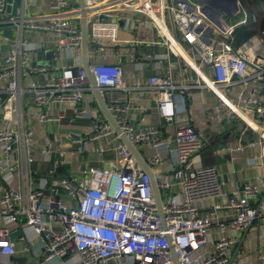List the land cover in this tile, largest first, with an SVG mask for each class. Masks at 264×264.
Here are the masks:
<instances>
[{
  "label": "built area",
  "instance_id": "obj_1",
  "mask_svg": "<svg viewBox=\"0 0 264 264\" xmlns=\"http://www.w3.org/2000/svg\"><path fill=\"white\" fill-rule=\"evenodd\" d=\"M84 1L85 10L74 0H55L48 12L19 18L10 12L13 0H0V23L16 24L19 30L15 39L0 36V257L17 254L11 236L21 228V239L31 229L40 243L35 264H72L69 256L74 255L79 258L74 264H264V254L255 261L236 260L233 251L240 233L264 217V31L237 45L230 8L211 7L213 21L204 11L209 0ZM83 11L98 53L90 63L98 88L121 131L144 147L140 151L151 172L92 109L94 88L79 60ZM129 12L147 20L120 15ZM146 22L162 38L151 44H169L193 70L189 82L177 83L170 68L151 75L145 86L130 85L122 65L109 60V44H135L122 40L121 28ZM31 31L52 33L70 63L57 70L31 66L27 55L36 47L25 38ZM216 32L226 39L216 42ZM143 88L155 93L161 118L176 123L173 134H163L155 124L138 126L128 115L129 104L117 93H143ZM192 88L207 89L217 98L209 111L219 127L240 123L238 142L221 144L232 163L239 153L254 150L247 163L260 173L253 180L230 190L218 166L205 164L210 140L193 123L198 114L186 113L185 94ZM77 119L91 120L86 132L50 131L53 138L36 137L35 122L61 126ZM110 152L114 157L107 161ZM88 156L102 165H92ZM66 164L78 165L79 171L59 173Z\"/></svg>",
  "mask_w": 264,
  "mask_h": 264
},
{
  "label": "crops",
  "instance_id": "obj_2",
  "mask_svg": "<svg viewBox=\"0 0 264 264\" xmlns=\"http://www.w3.org/2000/svg\"><path fill=\"white\" fill-rule=\"evenodd\" d=\"M55 0H24L23 6L18 8L17 14L13 15L12 7L10 6V12L13 16L21 17V13H24L25 17L36 16L39 14H44L50 10L51 4ZM74 5L80 7L79 0H74ZM123 17L131 16L141 19H146L144 16L136 13H122L120 14ZM247 18V17H246ZM107 20L110 18L106 17ZM147 20V19H146ZM242 22V21H241ZM238 23L237 25L241 24ZM81 23V20H80ZM120 25H124V22H120ZM19 33L18 27L16 24H2L0 23V36H8L10 39L17 38ZM120 37L122 40L134 41L135 44L118 42L117 44H109L107 46V51L111 52L110 61L120 63L124 69L125 78L130 85L140 84L145 86L148 84L149 77L153 74H163L170 70L177 83L183 84L184 82H189L190 78L193 77L194 72L190 69L183 60L176 54L169 44H156L152 45L154 41H158L161 36L158 33L157 28L154 24L146 22L144 25H137L134 28L126 29L124 27L120 30ZM25 38L32 41L36 48L30 50L27 55L28 63L32 65L50 64L53 68L60 69L67 62L68 57L67 53L64 50L58 48L56 39L54 35L46 31H31L25 33ZM38 44H43V46H37ZM178 49L185 55L187 60L189 59L187 54L182 50L180 46ZM57 51L60 53V62L56 63H47L49 60L55 61L58 58ZM42 53V54H40ZM149 53L157 54L158 57L150 58L147 55ZM96 44L90 40L89 42V64L92 63L96 57ZM162 54H165L166 57H161ZM3 55L0 53V59ZM43 58L44 62L41 61ZM80 62L84 65L82 57V46L79 56ZM143 64V66H141ZM143 93L139 90L133 92L132 94H127L126 91L121 90L117 93L124 103L129 104L128 115L131 117L132 121L138 126H146L149 124L158 125L163 134L174 133L176 128V123H168L161 118L155 93L149 88H143ZM90 96L89 91L87 92V97ZM95 104L93 103L92 109L97 108L98 114H100L105 119L106 116L102 111V108L97 100L96 94ZM187 100V114L191 116L192 114H198V118L194 119L193 123L196 125L198 130L202 131L208 140H210V148L213 155L216 157L215 164L218 166L222 177L225 180H228V189L233 190L239 187L241 181L244 180H253V178L260 173V171L248 165L247 159L254 153V150H246L245 152L238 154V159L235 162H230L228 160V153L223 149L224 143L235 144L238 142V125L240 123L236 120L234 125H226L225 127H219L215 124L210 116L209 109L213 104L217 102V98L207 89L202 88H192L188 90L185 94ZM192 97V98H191ZM191 98V99H190ZM96 106V107H95ZM138 107V108H136ZM91 120L89 119H77L71 125L68 124V121L64 122L61 126L56 124H46L44 130V137L41 139L37 137L38 140L45 139L46 136L53 138L54 132H86L89 129ZM40 123L35 122L34 127ZM36 135L38 131L35 127ZM139 150H144V147L141 145L138 146ZM218 149L225 151L220 154ZM205 151V153L207 152ZM154 151V150H153ZM217 153V154H215ZM92 160L91 164L94 166L102 165L97 161L95 156H88ZM114 154L110 152L106 155L107 161H109ZM207 159V153L206 158ZM42 169H46L47 165H41ZM73 172L76 173L79 171V166L75 165ZM69 164H67L59 169V173L68 174L70 173ZM264 174V170H263ZM177 189V188H176ZM232 214L230 211H225L224 215ZM15 231H20L15 239L17 247V254L13 256H1V264H35L39 260L40 255V243L37 239L35 233L29 229L26 232L27 238L21 239V235L25 232L18 228ZM14 231V232H15ZM217 231V228L214 227L213 233ZM13 232V233H14ZM217 235V234H216ZM215 238V234H213ZM27 247V249H26ZM234 254H236V260L247 259V260H258L262 254H264V217H261L256 220V222L248 229L240 233L239 242L233 249ZM79 260L78 256H69V261L74 264ZM264 263V260H263ZM112 264V263H111ZM127 264H131L130 262Z\"/></svg>",
  "mask_w": 264,
  "mask_h": 264
},
{
  "label": "water",
  "instance_id": "obj_3",
  "mask_svg": "<svg viewBox=\"0 0 264 264\" xmlns=\"http://www.w3.org/2000/svg\"><path fill=\"white\" fill-rule=\"evenodd\" d=\"M23 2H24V0H13V7H12L13 15L17 14L18 8L23 6ZM209 3L210 4L204 8V11L207 13V15L213 21H214V17H213L212 12L210 11L211 7H214V6L217 7L219 5H227L230 8L229 12H228V18H229V15L231 16V14L233 13L232 12L233 9H237L239 11H241L243 9L239 0H209ZM79 5H80V8L82 10H85L86 7H85V1L84 0H79ZM81 33H82V57H83L84 66L86 67V69L89 72L90 82L94 88V92H95L97 100H98V102L102 108V111L104 112L107 120L113 125L114 129L118 133L121 134L123 141L129 146L130 150L132 151L134 156L138 159V161L143 166V168L146 171L151 172L150 166L148 165L147 161L145 160V158L141 154V151L121 131L118 122L116 121V119L113 117V115L109 111L107 104H106V101H105L101 91L98 88L95 75L92 72V70L90 69V64H89L90 34H89L88 18H87L85 11H83V14L81 17ZM206 153H207V159H205V161H204L205 164H215L216 157L213 155L212 151L207 150ZM67 167H68V164H67ZM152 184H153V188H154V194H155V197L157 200L158 211L162 216H164V212L162 209V199H161L158 184H157V181H156V178L154 175H152ZM18 235H20V231H15L14 233H12L11 237L13 239H15ZM177 264H178V262H177Z\"/></svg>",
  "mask_w": 264,
  "mask_h": 264
},
{
  "label": "rangeland",
  "instance_id": "obj_4",
  "mask_svg": "<svg viewBox=\"0 0 264 264\" xmlns=\"http://www.w3.org/2000/svg\"><path fill=\"white\" fill-rule=\"evenodd\" d=\"M239 1H240L241 5H242L243 9L241 11H239L238 13L234 14L233 16L229 15V19L233 22V24H238L243 19H245L249 15V13H248L249 11H253L255 13H259L262 17H264V10L261 7L262 4H264V0H239ZM258 10L263 11V13H261ZM262 32H263V30L262 31L260 30L257 34H262ZM214 37H215L216 42H222V41H224L226 39L224 36L219 34V32H216L214 34ZM182 45L187 49V51L189 53L193 54L192 50L189 48L188 45H186L185 43H182ZM40 54H42V53H40ZM57 55H58V58L55 61L49 60V62H47V63L59 64V62H60V60H59L60 53L58 51H57ZM43 60L44 59L41 58V61H43ZM69 63H70V60L67 58V62L65 63V65H68ZM43 64H46V63H43ZM48 65H50V64H48ZM46 126L47 125H44L42 123L37 124L35 126L37 131H38V135L37 136H38L39 139H41V137H44V130H45ZM218 150H219L220 154L225 152L222 149H218ZM149 151L153 152V149H150Z\"/></svg>",
  "mask_w": 264,
  "mask_h": 264
},
{
  "label": "trees",
  "instance_id": "obj_5",
  "mask_svg": "<svg viewBox=\"0 0 264 264\" xmlns=\"http://www.w3.org/2000/svg\"><path fill=\"white\" fill-rule=\"evenodd\" d=\"M261 7L264 10V4H262ZM258 11L263 13L261 10ZM248 13L249 15L247 16L246 21L237 25L235 28L233 37L237 45L241 44L249 37L257 34L260 30L264 31V17L253 11H249Z\"/></svg>",
  "mask_w": 264,
  "mask_h": 264
}]
</instances>
